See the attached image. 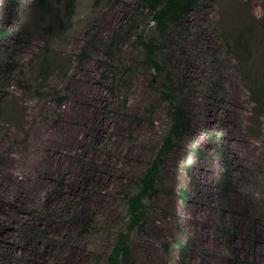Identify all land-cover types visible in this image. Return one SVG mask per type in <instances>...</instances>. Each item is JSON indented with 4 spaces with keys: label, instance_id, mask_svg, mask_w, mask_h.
Returning a JSON list of instances; mask_svg holds the SVG:
<instances>
[{
    "label": "rangeland",
    "instance_id": "rangeland-1",
    "mask_svg": "<svg viewBox=\"0 0 264 264\" xmlns=\"http://www.w3.org/2000/svg\"><path fill=\"white\" fill-rule=\"evenodd\" d=\"M203 1L202 11L188 17L190 31L177 28L169 38L165 63L171 78L191 85L213 73L212 57L220 60L226 96L216 102L200 91L189 93L193 130L168 155L146 222L132 233L136 264H179L176 249L166 254L161 248L174 236L190 237L191 264H235L222 226L233 230L242 259L264 264V110L253 113L234 53L220 34L234 44L243 32L261 70L264 0ZM28 2L19 0L10 16L0 1V25L13 31L0 41V61L5 51L17 62L12 73L0 68V264H103L116 232L125 229L122 192L147 166L168 122L165 102L149 86L150 72L135 63L139 54L132 42L138 30L127 33L134 24L152 34V24L141 8L137 15L136 0H75L71 29L48 41L73 58L67 71L56 70L48 80L51 92L64 96L60 105L53 96L35 97L18 85L34 80L29 60L44 41ZM114 33L119 40L107 52ZM88 42L89 56L80 62L75 54ZM116 66L130 70L116 75ZM222 127L237 163L223 201L208 133ZM180 188L189 191L186 204L176 196Z\"/></svg>",
    "mask_w": 264,
    "mask_h": 264
},
{
    "label": "trees",
    "instance_id": "trees-1",
    "mask_svg": "<svg viewBox=\"0 0 264 264\" xmlns=\"http://www.w3.org/2000/svg\"><path fill=\"white\" fill-rule=\"evenodd\" d=\"M8 8L10 16L17 13L20 4L19 0H0ZM96 3L98 0H95ZM119 3L122 0H114ZM133 1V0H130ZM137 15L138 9H142L141 14L149 17L152 24V34L147 33L145 27L131 25L127 33L130 35L134 31L133 48L138 52L139 57L136 60V65L144 71L150 72L149 86L155 94L165 102L167 107V125L162 134L160 145L153 152L152 158L149 160L145 169L134 179L132 186L122 192L125 199V229L116 232L113 244L110 250L102 257L103 264H136L133 256L132 233L141 228L145 222L148 211L153 206L154 199L158 193V183L160 180L161 170L164 166L168 155L178 141L186 134L193 130V121L191 119V108L188 104L189 93L200 91L204 97L212 99L216 102H223L226 96L225 87L220 80L221 72L217 68L221 66V61L213 59V73L202 75L198 82L188 85L184 80L177 82L171 78V70L167 67L166 55L168 48V40L175 33L177 28L181 31L189 32L186 26L188 17L191 13H199L202 11L205 3L203 0H136ZM140 5V7H139ZM28 10L33 14L34 29L44 38L38 51L30 57L29 63L34 65L35 78L32 83L24 80H19V87L29 92L35 97L53 96L55 101L61 105L64 96H57V92H51L48 86V80L53 73L58 71H67L73 63V58L65 57L61 51L52 49L48 41L57 38L67 33L72 26V19L75 14V0H29L27 4ZM137 15L132 14L133 22H136ZM264 26V21L261 23ZM25 30V29H24ZM181 31L178 33L181 34ZM25 32L28 34V30ZM239 32V31H238ZM11 28H4L0 25V41H6L12 35ZM240 32L235 38L234 44L231 40L228 41L226 35L221 32V36L226 41L228 53H234L235 68L242 74L243 83L250 93V98L253 103L252 111L259 116L264 110V62L261 65V70L251 59L253 51L246 45ZM116 33L108 40L107 52L114 48ZM119 38V37H118ZM175 38V37H174ZM178 40V39H176ZM170 41V40H169ZM89 42L81 47L80 52L75 54L79 61L88 58ZM7 54V55H5ZM5 60L0 61L2 71L12 73L17 68L15 56L4 51ZM113 54L111 58L113 59ZM215 61V62H214ZM216 62L218 65H216ZM99 65L106 64L103 60L98 59ZM253 63V64H252ZM101 67V66H100ZM116 75L124 76L130 68L115 67ZM65 73V72H64ZM63 73V75H64ZM66 75V73H65ZM101 78L109 77L108 69L103 68ZM115 77L113 78V82ZM113 90V84L109 85ZM57 96V97H56ZM149 107L146 108V111ZM212 144L214 157L220 167V173L215 178L216 187L219 191L221 201L227 195V187L231 183V177L234 169L237 166L236 160L228 151V137L226 129L217 128L208 132ZM204 153L198 147H195L197 157ZM243 170V169H241ZM264 186V182H262ZM176 196L183 204L189 200V191L186 188H180ZM222 212L225 211L222 209ZM232 215L246 216L242 212L231 211ZM253 220H255L253 218ZM256 221V220H255ZM221 234L225 238L227 248L235 264H256L249 260L242 259L237 254L235 245L232 241L234 232L227 226L219 227ZM162 251L169 254L174 248L178 253L179 264H191V241L190 237L187 240L181 237H172L168 241L162 243Z\"/></svg>",
    "mask_w": 264,
    "mask_h": 264
},
{
    "label": "bare ground",
    "instance_id": "bare-ground-1",
    "mask_svg": "<svg viewBox=\"0 0 264 264\" xmlns=\"http://www.w3.org/2000/svg\"><path fill=\"white\" fill-rule=\"evenodd\" d=\"M45 138H46V137H45ZM45 138H43V139L45 140ZM43 139H42V140H43ZM47 139H48V137H47ZM46 143H47V142H46ZM56 143H57V142H56ZM56 143H55V144H56ZM47 150H48V149H47ZM43 151H44V150H43ZM51 152H52V151H51ZM43 154H44V153H43ZM43 154H42V155H43ZM46 155H47V154H46ZM43 157H44V156H43ZM59 158H60V157H59ZM64 158H65V157H64ZM39 159H40V158H39ZM45 160H46V159H45ZM56 160H57V159H56ZM54 161H55V160H54ZM57 163H58V162H57ZM47 164H48V163H47ZM63 165H64V163H63Z\"/></svg>",
    "mask_w": 264,
    "mask_h": 264
}]
</instances>
